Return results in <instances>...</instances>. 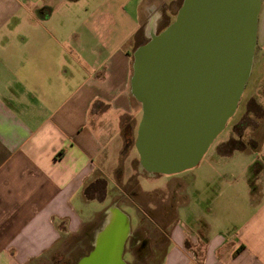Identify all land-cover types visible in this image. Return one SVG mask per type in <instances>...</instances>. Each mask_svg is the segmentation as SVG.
<instances>
[{
    "label": "crops",
    "instance_id": "0c3cea01",
    "mask_svg": "<svg viewBox=\"0 0 264 264\" xmlns=\"http://www.w3.org/2000/svg\"><path fill=\"white\" fill-rule=\"evenodd\" d=\"M157 1L169 0H0V264L35 263L94 214L120 210L116 201L107 207L126 177L120 163L109 165V144L125 142L123 119L130 117L135 147L142 107L132 94L133 55L143 17L158 11ZM153 33L157 23L147 36ZM254 68L264 97V0ZM256 104L264 113V103ZM240 142L243 150L225 153L224 141L216 152L224 165L245 156L246 183L224 208L241 213L239 223L219 219L214 199L204 212L194 206L191 196L200 191L177 174L145 192L160 193L162 205L169 193L175 208L160 264H264V139ZM239 182L227 172L231 193ZM239 196L240 213L231 207Z\"/></svg>",
    "mask_w": 264,
    "mask_h": 264
},
{
    "label": "water",
    "instance_id": "95a60500",
    "mask_svg": "<svg viewBox=\"0 0 264 264\" xmlns=\"http://www.w3.org/2000/svg\"><path fill=\"white\" fill-rule=\"evenodd\" d=\"M262 0H183L133 55L141 104L135 147L148 175L196 167L235 115L251 77ZM156 124V125H155ZM130 218L118 209L76 264H126Z\"/></svg>",
    "mask_w": 264,
    "mask_h": 264
},
{
    "label": "rangeland",
    "instance_id": "374dc122",
    "mask_svg": "<svg viewBox=\"0 0 264 264\" xmlns=\"http://www.w3.org/2000/svg\"><path fill=\"white\" fill-rule=\"evenodd\" d=\"M182 2L183 0H169L167 2L157 1L156 5L158 11L153 13L151 16L145 13V16L143 17L142 27L137 36L138 45L140 46L149 40L150 37L147 36V31L154 28L155 23L158 24L157 31L159 33L168 25L167 22L169 20L173 22L179 8L182 5ZM174 5H176L178 9H175L173 7ZM157 14L161 17H157ZM261 76L258 75L257 69L254 68L240 100L237 112L228 121L224 131L215 139L199 165L175 176L184 177L189 181L191 188L198 189L200 191V195L193 194V197L191 196V198L194 206H198V203L201 204L199 206H202L203 212L204 208H206L208 204H211L210 202L214 199V205L216 204L220 209L219 219L222 217L225 220H233L238 223L242 221L240 210L241 208L243 209V206L240 196L238 201H234L231 205L235 211L240 213L238 216L233 217L232 210H225L224 208L226 204V197H235L237 194H241L242 183H246L245 176H247L248 173L244 171L245 167H243V159L245 156L238 153L237 161L224 165L223 160H220V158L217 157L218 155L216 152L217 146L220 143L229 141L230 139H236L237 141L244 142L253 140L261 141L264 139V113L258 111L257 107L252 106L253 101H251L252 99H257L259 102L264 103V97L260 95L262 90ZM252 96L253 98H251ZM248 102H250L249 109L247 108ZM248 112H250V114ZM237 123L240 125L238 128H236ZM133 144V134L132 140L128 143V146L125 142L123 143L122 139L119 137L112 140L109 144V165H113V163H120L126 177L121 179L120 186L122 192L116 194L114 197L112 196L107 204V207L116 201L120 210L129 216L131 223L127 239L134 235V241L137 247L141 245L142 241H148V253L138 252L136 251L137 247L136 249H132L129 246H126L125 242L123 253L125 263L160 264L163 258V253L166 251L169 242V230L166 224L172 222L171 220L175 218V208L173 207L174 205H172V200H170L171 195H168L169 193L165 194V196H168V203L162 205L160 193L147 194L145 192L162 186L168 181V179H170V177L172 178V176L157 175L152 178L147 177V173L140 169L139 157ZM211 158H215V160L219 159V161L210 162V160H212ZM230 171H235L238 175V180L240 181L239 184H237V188L240 191L235 193H231L230 189H227L228 186L224 183L227 172ZM194 176L197 177V179H195ZM209 183H212V185ZM222 187L225 188L223 198L215 199L217 193L222 190ZM92 196V193H87L85 195L87 198ZM150 204H154L158 208L151 211L149 210ZM93 207L94 204L92 202L87 204L88 210ZM77 208L80 209L78 206ZM111 215L112 213L108 211H106V213L101 212L94 214L90 220V224H85L79 233L62 237V239L57 242L51 251L32 264L76 263L88 253L91 245H94L99 234V230H103L105 228V225L109 222ZM148 216L152 217L156 223L164 227L166 235L162 234L158 228L150 225ZM232 226L234 229L235 226ZM93 240L94 243H92ZM188 246L191 247V244L189 243Z\"/></svg>",
    "mask_w": 264,
    "mask_h": 264
},
{
    "label": "trees",
    "instance_id": "16d2710c",
    "mask_svg": "<svg viewBox=\"0 0 264 264\" xmlns=\"http://www.w3.org/2000/svg\"><path fill=\"white\" fill-rule=\"evenodd\" d=\"M251 101H253L252 106L257 107L256 100L252 99ZM134 125H135V121H134L133 118L125 117L123 119L122 134H123V138L125 140V144L127 146H128V143H130V141L132 140V134H133ZM244 147H245V144L243 142H240V141H237V140H234V139H230L228 145L224 146V149H225L224 152L225 153H230L234 149L243 150ZM252 171H253V177L251 179V187L254 189V187H255L254 186V182H255V179H256L257 175L255 174L254 169H252ZM92 243H94V240H93ZM93 246L94 245L92 244L91 247H90V250L88 251V253H90L92 251ZM76 263H74V264H76Z\"/></svg>",
    "mask_w": 264,
    "mask_h": 264
},
{
    "label": "flooded vegetation",
    "instance_id": "af4514ba",
    "mask_svg": "<svg viewBox=\"0 0 264 264\" xmlns=\"http://www.w3.org/2000/svg\"><path fill=\"white\" fill-rule=\"evenodd\" d=\"M182 3H183V2H182ZM173 7H174L175 9H176V8L178 9V7H177L176 5H174ZM171 22H172V21L169 20V21L167 22V24L169 25ZM167 24H166V25H167ZM168 25H167V26H168ZM167 26H166V27H167ZM166 27H165V28H166ZM157 28H158V24H157ZM165 28H163V30H164ZM163 30H161V31H163ZM161 31H160V32H161ZM157 33H158V31H157ZM249 105H250V102H248V105H247V108H248V109H249ZM248 113L250 114V112H248ZM239 126H240L239 123H237V124H236V128H238ZM247 127H249V126H247ZM240 138H241V136H240ZM155 175H160V174H155ZM155 175H154V176H155ZM146 176H147V177H152L153 175L151 176V175H148V174H147ZM134 240H135L134 235H133V236H130V238H128L127 241H126V246H129V247L132 248V249H136L137 246H136ZM143 242H144V243H143ZM147 244H148V241H142V242H141V245H139V247H137V250H136V251H138V252H147V251H148V247H149ZM166 249H167V248H166ZM147 253H148V252H147Z\"/></svg>",
    "mask_w": 264,
    "mask_h": 264
}]
</instances>
